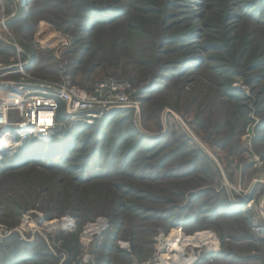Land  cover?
I'll return each instance as SVG.
<instances>
[{"label": "rangeland", "instance_id": "rangeland-1", "mask_svg": "<svg viewBox=\"0 0 264 264\" xmlns=\"http://www.w3.org/2000/svg\"><path fill=\"white\" fill-rule=\"evenodd\" d=\"M105 78L127 105L45 133L1 102L0 264H155L172 229L217 240L192 264H264V0H0V99Z\"/></svg>", "mask_w": 264, "mask_h": 264}, {"label": "built area", "instance_id": "built-area-1", "mask_svg": "<svg viewBox=\"0 0 264 264\" xmlns=\"http://www.w3.org/2000/svg\"><path fill=\"white\" fill-rule=\"evenodd\" d=\"M130 83L115 78H105L98 81L93 88L80 89L78 86H59L54 89V93L49 95H39L44 102H32V106L27 108L28 126L39 132L45 133L55 123L57 106L59 102L65 105V113H83L87 116H93L98 110H104L115 106H123L129 103ZM40 100V101H41ZM38 101V100H37ZM47 101V102H46ZM22 100L15 98L11 104H17L18 108H22V104L18 103ZM1 106V105H0ZM6 105L0 107V135L5 132V124L7 122L8 108ZM51 114V122L45 128L39 124L40 113ZM36 118L37 122H31L29 118ZM29 132V131H28Z\"/></svg>", "mask_w": 264, "mask_h": 264}, {"label": "bare ground", "instance_id": "bare-ground-1", "mask_svg": "<svg viewBox=\"0 0 264 264\" xmlns=\"http://www.w3.org/2000/svg\"><path fill=\"white\" fill-rule=\"evenodd\" d=\"M28 91V90H27ZM29 97L26 100H22V98L16 97L17 100H22L26 101V103L22 106V108L18 109L17 115L21 118L25 117V114L27 113V108L32 106V102L36 103H41L44 102L43 100L40 99L38 95H28ZM14 98H5L0 99V105L1 102L7 101L11 102L13 101ZM38 100V101H37ZM41 100V101H40ZM47 102V101H46ZM21 105L22 103H18ZM6 105V104H5ZM6 108V107H4ZM64 112V110H63ZM70 115L71 113H64V116ZM39 124L43 128H45L49 123L51 122V114L48 113H40L39 114ZM31 122H37L36 118L32 117L29 118ZM12 131L11 129L5 130L4 134L0 135V154L2 152H11L15 147V142L12 141ZM23 130L19 129V133H22ZM21 135V134H20ZM14 147V148H13ZM69 218V217H68ZM68 218L67 217H62L60 220L53 219L51 221H48L46 224L49 228L52 226L56 228H68L70 223H68ZM97 222V223H96ZM94 224L93 223H88L85 228H86V233H89L90 231L97 230L99 231L100 228L102 227L103 220H98ZM159 245L161 248H166L165 252H162L160 255V261L155 263V264H192L195 260V257L190 254L187 256V249L192 251L196 247H202V246H207L209 248L215 249L218 247L217 245V240L214 238L213 234L209 231H200L197 232L193 235H186L181 232L180 229H172L171 233L168 236H163L160 235L158 238Z\"/></svg>", "mask_w": 264, "mask_h": 264}, {"label": "trees", "instance_id": "trees-1", "mask_svg": "<svg viewBox=\"0 0 264 264\" xmlns=\"http://www.w3.org/2000/svg\"><path fill=\"white\" fill-rule=\"evenodd\" d=\"M34 147L37 148V149H40L41 146H39V145H35Z\"/></svg>", "mask_w": 264, "mask_h": 264}]
</instances>
